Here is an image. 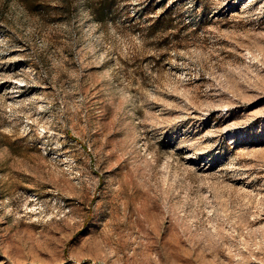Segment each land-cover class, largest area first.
<instances>
[{
    "label": "rangeland",
    "instance_id": "obj_1",
    "mask_svg": "<svg viewBox=\"0 0 264 264\" xmlns=\"http://www.w3.org/2000/svg\"><path fill=\"white\" fill-rule=\"evenodd\" d=\"M0 264H264V0H0Z\"/></svg>",
    "mask_w": 264,
    "mask_h": 264
},
{
    "label": "trees",
    "instance_id": "obj_2",
    "mask_svg": "<svg viewBox=\"0 0 264 264\" xmlns=\"http://www.w3.org/2000/svg\"><path fill=\"white\" fill-rule=\"evenodd\" d=\"M97 14V16H98V14H100V13H96Z\"/></svg>",
    "mask_w": 264,
    "mask_h": 264
}]
</instances>
